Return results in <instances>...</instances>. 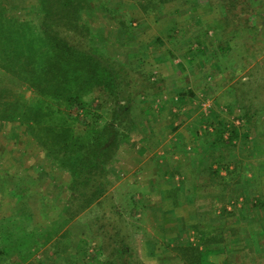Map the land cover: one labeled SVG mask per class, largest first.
Returning a JSON list of instances; mask_svg holds the SVG:
<instances>
[{
	"label": "rangeland",
	"instance_id": "obj_1",
	"mask_svg": "<svg viewBox=\"0 0 264 264\" xmlns=\"http://www.w3.org/2000/svg\"><path fill=\"white\" fill-rule=\"evenodd\" d=\"M26 1L30 3H9L20 11ZM251 2L259 11L256 30L226 35L210 21V16L219 18L222 10L206 9L205 1L153 6L144 13L132 0H99L97 11L91 16L85 13L96 54H105L110 45L117 64L144 73L158 91L148 101L139 98L131 111L132 122L127 123L133 125L122 127L125 138L104 171L102 197L107 194L106 201L90 202L63 226L61 214L71 200L67 189L70 172L49 166L37 151L27 154L30 156L19 166L0 147V231L19 224L17 211L27 204L32 229L50 236L47 243L34 241L30 251L5 257L0 264H180L175 248L205 250L209 246L199 245L202 236L224 234L233 228L240 212L263 208L264 111H258V86L264 84V0ZM104 4L106 10H102ZM124 11L132 21L129 33L120 30L115 21ZM27 18L34 20L33 16ZM222 37L231 46L229 53L216 50ZM243 57L249 64L243 63ZM0 78L8 87L6 99L14 102L19 90L1 69ZM232 86L240 90L236 101ZM21 92L32 101L30 90L21 88ZM246 110L252 118L244 116ZM71 114L83 116L80 109ZM97 116L102 122L101 111ZM219 125L239 126L242 133L227 155L231 173H213L216 164L210 167L207 147L201 142L202 133ZM6 130L7 125L0 123V133ZM251 174L257 175L255 179ZM250 181L259 193L245 191ZM211 198L220 203L214 205ZM82 199L75 202L74 209L81 208ZM238 199L245 205L236 202ZM225 204L231 207L230 214L222 213ZM240 204L243 210H238ZM56 241L59 248L65 247L58 249L61 260L56 258ZM216 244L224 248V254L240 249ZM129 252L131 255H125ZM221 257L212 254L209 259L220 264Z\"/></svg>",
	"mask_w": 264,
	"mask_h": 264
},
{
	"label": "trees",
	"instance_id": "obj_2",
	"mask_svg": "<svg viewBox=\"0 0 264 264\" xmlns=\"http://www.w3.org/2000/svg\"><path fill=\"white\" fill-rule=\"evenodd\" d=\"M132 1L144 13L153 6L162 8L176 2L200 4L205 1L206 9L216 7L222 10L219 18L211 19L210 16V21L214 23V27H221L223 35L237 30L254 32L259 13L258 7L252 6L251 0ZM29 2L26 1V6L18 11L9 0H0V69L9 77L10 84L19 90L18 98L10 102L5 94L8 87L4 86L5 82L2 83L3 79L0 78V123L7 125L5 134L0 133V147H4L19 166L26 162L30 156L27 154L37 151L49 166L70 172L71 180L67 189L71 200L70 206L61 214L63 226L90 202L98 201L101 204L106 201L107 194L102 197L106 184L104 171L120 141L125 138L122 127L130 129L133 124L127 123L132 122L130 116L135 103L139 98L142 102L148 101L158 91V86L150 82L144 73L131 70L132 67L124 64H117L113 52L109 50L110 45L106 48L109 52L106 51L105 54H96L91 47L92 28L85 13L91 16L94 10L97 11L100 8L97 5L99 0ZM102 7V10L107 9L105 4ZM30 16L34 20L27 18ZM115 21L120 30L130 32L132 21L126 11ZM216 44V50L220 54L231 51L225 37ZM199 45L201 48V43ZM246 45L253 44H244ZM241 60L246 65L249 64L247 57ZM21 88L34 94L31 102L24 98ZM235 89L236 101L240 90ZM258 91V111H264V84L258 86ZM74 109L83 112L82 118L72 116L71 111ZM99 111L104 115L102 122L97 121ZM247 111L249 110L245 111L244 116L252 118V114L250 116ZM78 124L79 128L83 127L80 131ZM196 133L197 131L194 132L195 136ZM241 134L239 126L234 125L228 128L219 125L212 132L205 131L201 134V142L207 147L210 167L216 164L213 173L230 171L226 165L227 155L235 149L234 142ZM224 135H228L227 138ZM8 143L12 144L8 146ZM36 161H40L39 158ZM80 198H83V205L76 210L74 204L80 202ZM211 201L214 205L220 203L217 198H211ZM262 205L263 203L260 204ZM17 214L20 223L9 227L11 230L0 231V260L18 253L24 255L33 248L34 241L40 242L41 239L37 244L43 245L50 238L32 229L34 227L27 204L20 206ZM237 230L202 236L199 245L209 246L205 250L191 246L175 248V258L180 264H217L209 256L224 254V248H218L216 244L223 243L228 247L242 245V249L231 251L230 256L241 255L247 264H264V257L259 254L254 257L244 248V230L242 233ZM58 244V241L54 244L57 245V251L63 249ZM256 244L264 249V234L257 236ZM125 255L131 254L129 252ZM56 256L57 259H62L60 252ZM223 262L227 264L228 261L226 259Z\"/></svg>",
	"mask_w": 264,
	"mask_h": 264
},
{
	"label": "crops",
	"instance_id": "obj_3",
	"mask_svg": "<svg viewBox=\"0 0 264 264\" xmlns=\"http://www.w3.org/2000/svg\"><path fill=\"white\" fill-rule=\"evenodd\" d=\"M257 175H253L251 174V178L256 177ZM252 179V180H254ZM254 181H250V186L246 188V192H249L251 194H256L259 193L258 188L256 189V184L255 186L253 185ZM242 200V199H241ZM240 199H238L236 202L244 204V202H239ZM253 202L255 203V201L253 200ZM238 205L240 208L238 210H243L244 208L242 207L243 205ZM231 207H229V205L225 204L222 210L223 214H230L231 212ZM264 216V205L263 208L259 209L256 207H251V209H246V211L244 212H240L239 216L236 217L237 221L233 224V228L234 230L237 229H243L245 236H244V245H245V249H248L249 254H253L254 252L259 254L261 257H264V249H262L261 247L257 246L255 247V243H257V236H261L264 234V217H262L261 215ZM235 219V220H236ZM230 223V222H229ZM229 226V225H227ZM183 227V226H182ZM242 230V231H243ZM238 232H241L240 230H237ZM227 232V231H226ZM236 248H240L242 249V245H238L236 246ZM251 249V250H250ZM223 257L220 258V264L223 262V260H226V256H228V258H230V252H226L225 254H222ZM220 256V255H219ZM239 255L233 257L234 261H232L231 259L227 260V264H247L243 261V258L241 257V255L238 257ZM211 258V257H210ZM222 259V260H221ZM264 259V258H263ZM218 264V262H215Z\"/></svg>",
	"mask_w": 264,
	"mask_h": 264
}]
</instances>
